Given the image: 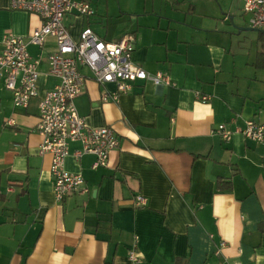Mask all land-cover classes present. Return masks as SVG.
<instances>
[{
    "label": "crops",
    "instance_id": "0c3cea01",
    "mask_svg": "<svg viewBox=\"0 0 264 264\" xmlns=\"http://www.w3.org/2000/svg\"><path fill=\"white\" fill-rule=\"evenodd\" d=\"M85 1L93 15L64 16L73 40L84 28L109 41L131 34L132 61L174 85L137 80L105 99L115 84L99 85L81 67L87 79L76 110L90 126H110L118 145L94 169V155L75 159L80 143L70 142L64 167L80 172L88 191L57 201L51 154L38 153L35 129L39 97L57 82L47 62L55 41L27 46L40 62L38 96L26 109L14 106L0 75V264H130L132 247L139 264H264V143L237 132L224 141L214 131L224 122L231 129L264 122V64H257L264 31L244 29L251 26L241 0H138L115 14ZM9 4L0 0V40L40 25ZM112 16L119 23L109 26Z\"/></svg>",
    "mask_w": 264,
    "mask_h": 264
},
{
    "label": "built area",
    "instance_id": "2783aa9c",
    "mask_svg": "<svg viewBox=\"0 0 264 264\" xmlns=\"http://www.w3.org/2000/svg\"><path fill=\"white\" fill-rule=\"evenodd\" d=\"M243 13L247 14L251 27L264 29V0H241ZM11 9L25 10L40 18V25L25 37L10 32L3 34L0 40V75L5 79L6 88L13 94V104L26 109L31 99L38 96L37 81L39 58H33L28 50L29 44L42 48L46 39L52 37L55 47L48 52V73L57 82L38 100V120L35 129L42 140L38 153L51 154L50 176L53 194L57 201H62L73 193H86L88 188L80 172H71L64 167V160L69 154V143L79 142L80 148L72 153L75 159L84 154L94 155L91 167L96 169L107 165L109 153L118 145V138L110 126H90L81 117L74 99L85 86L87 76L81 67L89 68L92 78L99 84L114 83L115 90L103 98L116 100L122 93L131 90L137 80H150L155 85H174L168 74L157 71L150 73L132 59L134 38L125 34L113 41L105 40L90 28L80 32V38L73 40L64 23L67 13L91 16L94 9L85 0H9ZM195 96L202 102L209 100L208 94L199 91ZM232 118L229 124H234ZM13 119L5 120L12 125ZM224 141H228L235 132L248 140L264 143V122L245 119L242 125L233 129L226 122L219 123L214 130ZM145 198L136 195L134 203L144 205ZM220 242L215 254L221 255ZM130 264H139L140 256L135 247L127 251ZM223 258L219 264H223ZM232 264H240L234 262Z\"/></svg>",
    "mask_w": 264,
    "mask_h": 264
},
{
    "label": "rangeland",
    "instance_id": "374dc122",
    "mask_svg": "<svg viewBox=\"0 0 264 264\" xmlns=\"http://www.w3.org/2000/svg\"><path fill=\"white\" fill-rule=\"evenodd\" d=\"M91 1H94V4L102 8V10L103 9L105 10L106 8H108V10L112 14H115V12L117 13L120 12V3H122V5H124L123 3H125V5L129 7H134V6L139 5L138 0H91ZM108 21H109V26L113 25L114 23H119V21H117L116 17L114 16H112L111 18L108 17Z\"/></svg>",
    "mask_w": 264,
    "mask_h": 264
},
{
    "label": "trees",
    "instance_id": "16d2710c",
    "mask_svg": "<svg viewBox=\"0 0 264 264\" xmlns=\"http://www.w3.org/2000/svg\"><path fill=\"white\" fill-rule=\"evenodd\" d=\"M257 64L258 65L264 64V56H262V53H260V56H259V58L257 60ZM219 184H220V187H222V186H225L224 188L229 187V184L228 183L223 184V183L220 182V180H219Z\"/></svg>",
    "mask_w": 264,
    "mask_h": 264
},
{
    "label": "water",
    "instance_id": "95a60500",
    "mask_svg": "<svg viewBox=\"0 0 264 264\" xmlns=\"http://www.w3.org/2000/svg\"><path fill=\"white\" fill-rule=\"evenodd\" d=\"M244 29L264 31V29H258V28H254V27H248V28H244Z\"/></svg>",
    "mask_w": 264,
    "mask_h": 264
}]
</instances>
